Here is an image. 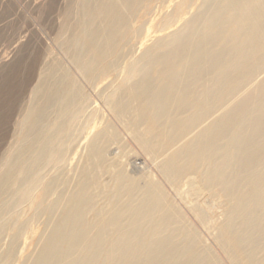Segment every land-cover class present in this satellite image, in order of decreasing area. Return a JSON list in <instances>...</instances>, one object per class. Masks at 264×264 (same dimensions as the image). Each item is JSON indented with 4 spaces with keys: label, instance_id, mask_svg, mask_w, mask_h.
Segmentation results:
<instances>
[{
    "label": "bare ground",
    "instance_id": "1",
    "mask_svg": "<svg viewBox=\"0 0 264 264\" xmlns=\"http://www.w3.org/2000/svg\"><path fill=\"white\" fill-rule=\"evenodd\" d=\"M154 1L164 0H69L56 42L86 82L112 75L104 102L175 196L106 156L119 141L107 122L58 174L99 113L68 70L48 64L0 157L3 264L25 227L11 209L35 187L29 221L43 229L21 264H264V0H175L147 32ZM207 191L218 214L207 213ZM178 200L199 226L214 224L223 259Z\"/></svg>",
    "mask_w": 264,
    "mask_h": 264
},
{
    "label": "rangeland",
    "instance_id": "2",
    "mask_svg": "<svg viewBox=\"0 0 264 264\" xmlns=\"http://www.w3.org/2000/svg\"><path fill=\"white\" fill-rule=\"evenodd\" d=\"M68 2L69 0H0V157L13 134L15 119L19 115L22 106L26 104L30 89L34 87L38 75L48 64L58 63L71 73L73 78H75L82 87L83 93L87 96L91 105L95 107L99 113L98 117H94L87 123L89 126H85L81 135L73 139L75 143L72 142V147L74 149L70 156V162L67 164L61 163L58 174L60 173L62 175L68 164L77 163L82 156H84L86 151V148H84L85 136L95 129L102 127L104 122H107L111 125V129L113 128L112 130H115L118 134L119 141L108 145V148H106V156L115 161L117 160L119 162L117 163L132 176H153L154 179L163 184L166 191L172 197L175 196L172 190L163 182L151 157L141 152L142 150L138 147L127 130L124 129L122 123L112 115L104 102L101 90L112 80L110 79L113 78L112 75L101 77L94 84L86 82L82 79V76L65 54L63 47L56 42V37L61 29L63 12ZM174 2L175 0H164L154 1L152 3L148 16L146 14L145 17L147 20L145 27L147 28L148 26L147 32L153 29L155 25L154 22L157 21L160 15L169 10ZM196 2L195 0L193 1L190 7L191 9H194ZM193 4L195 5L193 6ZM175 24H177V22L167 29L171 30L175 28ZM167 29L166 31H168ZM142 37L143 36L140 35L133 41L135 43L138 42V44L135 45L136 47L140 46L143 41ZM123 58L120 61V67H122V63L124 64L126 61V56ZM44 171L47 176L57 173L51 165L46 166ZM184 180L185 179H183V181ZM41 193L43 194V190L40 187L33 188L28 199L18 202V205L16 206L15 204L11 209V216L17 223L25 224V227L19 239L20 243L18 242L16 248V250H18L15 252L16 254L13 255L9 264L23 263L22 260L24 261L35 248V242H37L41 234L43 224L39 221H35V223L29 221V218L31 216L30 214L33 212L32 208L42 199ZM206 193L208 194L206 200L207 213H209L208 207H210L215 214H218L220 208L217 200L220 202V199L212 192L207 191ZM11 195L9 194L8 198V195L6 196L5 194L4 197H6L5 199H12L13 196ZM15 200L16 199L13 198V201ZM179 202L181 204L179 203L178 205L181 206L183 213L188 217L190 224L199 232L201 238H203L209 246L213 247L214 251L223 259L221 252L213 240L214 224L210 223L211 225L208 226L209 228L199 226L187 212L182 201ZM212 218L216 219L214 216H212ZM217 219L220 220V218ZM12 231L14 232L13 229H7L3 233L1 248H5L9 237L13 233ZM0 253L2 255V250ZM2 262L3 258L1 256L0 264H3Z\"/></svg>",
    "mask_w": 264,
    "mask_h": 264
}]
</instances>
